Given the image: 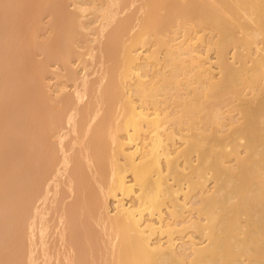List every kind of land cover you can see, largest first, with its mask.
<instances>
[{"label":"bare ground","instance_id":"1","mask_svg":"<svg viewBox=\"0 0 264 264\" xmlns=\"http://www.w3.org/2000/svg\"><path fill=\"white\" fill-rule=\"evenodd\" d=\"M0 1L2 3L0 5V33L5 32L4 29H6L7 37L9 36V42L0 46V71L7 70V74L14 73L21 82L24 81V86L20 90L12 91L14 100L7 109L0 103V147L5 144L4 138L8 133L7 123L14 122L22 129L20 133H15L12 137L11 157L17 163L16 178L23 182L15 186L8 198L11 215L7 223L10 226V233L5 238L8 240L2 244L1 248L7 246L9 249L6 252H0V264H7L8 261L21 264L25 259L23 253L24 227L30 225L31 215H33L31 213L32 206L40 199L43 200V209L46 203L51 204L55 199L54 193L60 191L62 183L66 180L67 182L63 183L64 188L67 184L69 188L75 189V193L72 195L73 198L72 196L69 198L71 203L68 205L64 202L58 203V205L64 203L63 207H65L63 208L65 211L59 214L62 215L65 212L67 221H81L79 227L73 226L64 228L65 231L62 230L66 235V237L63 235L64 241L68 239L74 249L75 255L71 259L74 264L94 262L93 252L98 251L100 244L95 242L98 231L95 232L96 234L93 232L90 222H97V217L94 218V211L98 209L97 207L100 210L96 211L102 213L103 217L101 222L104 228L102 230L106 231H104V236L105 238L110 237L107 244L103 243L100 247L111 245L110 250L107 249L108 247L105 251L103 250L105 253L109 250L106 254L109 264H264V0H109L108 4L115 5L116 9L114 10L115 7L112 8V6L108 9H113V11L110 12L107 9L109 11L106 15L108 20L106 23L103 21L104 24L101 22L98 30L103 31L111 26L112 28L109 32L104 30L107 32V36L106 33L104 35L106 37L103 36L104 33L101 34L102 31L100 32L105 40L104 42L98 41L100 44L103 43L97 44V48L101 46V49L96 48L100 55L99 59L101 58L100 51L104 54L103 57L107 55L110 60L112 59L111 66H106L109 77H106V79L108 78L106 83L101 84L103 86L99 85V88L95 86L96 89H100L99 95L97 90L92 87L95 84V81L91 82L92 79L90 83L93 85H86L89 81L86 83V80L83 79L82 85L80 84L82 88L75 86L78 96L87 93H85L87 86L93 89L90 96L96 90V96L105 103V107L102 106V112L100 111L102 114L100 112L95 114L96 122L87 128L88 117L92 118V105L98 103V99H96L98 97L94 96L95 100L93 99V101L90 98V102L86 100L88 105L83 108L82 105L79 106L81 108H78L73 101L70 104L71 99L66 96L60 97V101L65 105L63 109L69 113V120L72 121L74 131L81 128L80 130H84L85 136L88 135L86 145L85 141L82 144L85 145L83 148L86 153H82L84 150L81 146L75 151L78 155L70 150L76 156H72V158H70L72 153L67 157L62 150V145L68 141L61 145L64 135L58 138L59 135L56 131L57 126L63 121L61 114L65 110L63 112L61 110V114L57 109L55 112V108L53 107V109L48 104L45 95L41 93L42 89L38 87L40 85L37 76L41 74L40 69L43 65L41 61V63L34 62L35 60L32 59L31 46L38 45L34 41L38 15L49 10L53 19L51 25L56 29L52 30L54 34L50 35L51 38L45 40L44 43L41 42L43 45L41 44L40 49L45 48L44 51L45 53L47 51L46 55L48 54V56L57 54L65 43L64 41H67L62 36L71 38L74 33L76 23L74 19L76 16L78 17V12L74 14L73 11L67 10L66 1L68 0H12L14 2H9L11 4H6V1L10 0ZM133 1L140 3L134 5ZM137 4L141 5L140 10L144 11V14L136 8L132 9L135 10L133 12L132 10L128 11L133 15L125 14L127 16H123L124 18H121L122 15L118 17V14L122 13L124 9H128V6L134 5L135 8ZM80 7H77L79 11L84 10ZM161 10L163 11L161 12ZM136 11L137 15L139 12L141 13V17L134 14ZM134 17H139L136 19L137 22ZM113 20L118 21L115 23ZM7 22L9 26H7ZM179 24L184 31L183 37L187 33L191 35L190 32L192 33L195 28L211 30L210 40H205L204 34L196 32L197 30L193 33L197 34V37L194 34L195 40L205 42L208 49L215 51V63L220 72L218 77L206 75L207 68L199 64L197 55H192L193 52L187 50L191 49L187 43H192L188 41V35L186 36L187 41L182 40L183 37L179 39L180 42H178L179 40L173 41V30ZM130 26L137 28H133L136 30L133 34V29L131 32ZM128 31L132 34L129 38H127ZM63 33L64 35H61ZM120 33L128 35L122 34L124 36L122 37ZM147 36L154 39L155 46L148 54V58L157 60L156 53L162 48L166 54L163 64L169 66V71L166 74H162L164 73L162 72L157 75L156 80L152 83L140 79L141 73H138L139 68L137 70L138 66L135 65L137 60L134 55L135 46L144 44ZM257 36H261V38L257 40ZM125 37L126 40L128 39L126 43L124 42ZM121 38H124V41ZM24 41L28 45L31 44L30 47L24 46L27 44ZM68 42H66V46ZM256 42H260L261 45L253 50L252 46ZM229 47L234 49L231 61L227 57ZM101 59L106 60L107 58ZM105 60L104 62L107 63ZM201 61L200 63H202ZM84 62L86 63V61ZM135 66L137 67L135 68ZM160 68L162 69V67ZM27 74L29 77L32 75L34 78L37 77L35 78L37 82L34 81L32 84L30 80L34 79L30 78L29 80V77L27 79ZM132 75L138 77V80L132 83L134 87L131 89H134L136 96L138 95L144 102L148 99L155 103L153 99L156 97L154 95L158 85L161 90L166 83L173 84L171 85L173 88L181 83L185 87L187 86L189 90L187 88L186 95L184 93L180 97V94L177 93L178 97L170 98L174 104L172 106L180 108H176L180 112L177 111V114L173 113L174 115L169 114L170 116H168L166 114L170 112L164 111V114L157 110L148 112L143 106H136L131 95L123 93V89H126V81L131 79ZM179 76L181 78L178 79ZM188 76L190 79L187 78ZM192 78L196 80L192 81ZM28 80L31 84L28 83ZM191 81L196 82V85L191 84ZM127 83L129 82L127 81ZM35 84L37 85L35 86ZM3 91V86L0 85V93ZM100 99L98 104L101 105ZM103 102L102 105H104ZM115 110L116 112H114ZM76 114L79 115L76 116ZM8 115L11 116L9 119H7ZM75 116L77 118L80 116V118L77 119ZM168 117L169 121L174 120L175 123L176 118V121L183 127L186 125L184 132L180 131L182 130L181 124L177 126V129L181 128L179 134L182 132L178 135L179 137L174 133V129L170 130V127L167 126L166 128L169 130L164 131L162 128L166 124L161 126V122L168 120ZM75 127L78 128L75 129ZM185 128L183 129L185 130ZM105 129L109 132L108 136ZM144 131L148 134L147 141L143 142L140 138L142 140L140 143L135 142L142 134L139 133H144ZM120 132L125 135V142L122 141L124 139L120 140L118 134ZM174 135L181 140L180 145H170L175 140ZM53 136H57V138L55 137L57 143L52 141ZM106 136L109 142L106 141ZM167 140L173 142L168 144ZM53 143L59 144L62 154L58 153L62 155L61 157L59 154L57 155L55 150L58 147L53 146ZM141 143H143L142 146L139 145ZM70 144L72 145V141ZM125 144H132V150H125ZM68 148L71 147L68 146ZM77 150H81V154H84V160L89 163V166L90 164L94 166V178L92 176L94 169L84 163ZM118 155L123 157H121L123 161H120ZM76 158H80V160ZM82 161L83 163H81ZM69 163H72L71 167H69ZM84 164L88 166L89 170H93L92 174L85 169ZM86 170L93 180L96 178L97 181L98 177L100 178L101 181L98 180L97 184L99 181L100 183L104 182L103 187L105 188L103 191L101 190L100 195L96 190L97 187H93L96 186V182L95 185L94 183L90 184L92 179H88L87 176L90 175H86ZM104 170L108 171L105 173ZM64 173L65 180L62 181L61 186H57L60 183L59 178ZM126 174H130L129 180L128 176L126 178ZM209 180L213 182L211 189L207 187L208 184L206 185ZM3 181L4 176L0 174L1 196L4 190L2 189L4 186H1ZM97 186L98 189H103V187ZM64 188L62 191H65ZM54 190V197L50 198L51 195L49 196L52 201L45 203L44 200L48 198V194H52L51 192ZM64 191L58 196L64 195ZM103 193L107 196L112 195L116 199L115 213L112 215L106 212L108 208L104 203L105 196L102 195L105 194ZM118 193H120L119 197ZM131 194L134 195L135 201L133 205L126 203V206L127 200L124 202V198L130 197ZM195 194L199 196L197 205L192 204L195 203ZM99 196L104 197L101 207L98 203H102L100 202L102 197ZM179 197L182 199L181 201ZM58 198H56L57 201ZM188 200L191 202L190 205H188ZM104 204L106 205L104 206ZM46 206L45 210L49 208L46 209ZM52 206L53 204H51ZM102 206L106 208V211L104 210L106 213ZM59 209L62 211L61 207ZM165 211L167 217L163 215L166 213ZM186 211H191V214L188 212L189 217L192 213L195 217L189 219ZM53 212L55 211L53 210L51 213L53 214ZM44 213L40 212V217ZM100 213H96L99 218L101 217ZM92 216L94 221L91 220ZM52 217L54 218V215H51ZM167 218L168 220H166ZM49 220L51 219L49 218ZM186 229L197 231L195 233H198L202 240L199 239L197 242L193 241L194 238L192 240V236H189V239L187 237L186 239L190 243L186 246L189 250L187 252L185 246L182 247L185 249H183V253H180L179 249L176 250L179 244H176L174 234L183 233L184 230L186 232ZM100 232L99 235H101ZM188 234L189 232L186 236ZM65 238L67 239L65 240ZM155 238L157 240H154ZM93 242L98 245V249L95 248L96 245L93 246L95 244ZM184 244H187V240ZM102 252L98 251L97 254L100 255ZM108 253L109 256H107ZM99 258L102 260V256ZM106 264H108L107 261Z\"/></svg>","mask_w":264,"mask_h":264},{"label":"rangeland","instance_id":"2","mask_svg":"<svg viewBox=\"0 0 264 264\" xmlns=\"http://www.w3.org/2000/svg\"><path fill=\"white\" fill-rule=\"evenodd\" d=\"M73 1V2H72ZM77 1H78V3H77ZM79 1H81V2H79ZM134 1H137V0H134ZM133 1V2H134ZM140 1V0H139ZM138 1V2H139ZM7 3L6 4H8L9 2H14V1H12V0H10V1H6ZM72 2V3H71ZM106 2H107V4H106ZM108 2H109V0H68V1H66V8H67V10L69 9V10H71V11H73L74 12V14L75 13H77L78 12V17L76 16V19H74V20H76V23H75V31H73L74 33L72 34V36H71V38H68V36H67V38H65V36H62L63 37V39L65 40V39H67V41H64L63 43V45H62V47H61V50H58L59 52L56 54L55 53V55L54 56H48V54L46 55V53H47V51H46V53H45V51L44 50H46L44 47V49L42 50V48L40 49V47H41V44L43 45V43L45 42V40L47 41L48 40V38H51L50 37V35L52 36L53 34H54V29H56L54 26L52 27V25H51V22H53V19H52V15H51V13H50V11L49 10H45V11H43L42 13H40L39 15H38V20H37V27H36V29H35V34H34V38H35V40L34 41H36L35 43H38V45H40L39 46V48H37L38 47V45H32V46H34V47H32L31 46V49H32V54H31V56H33L32 57V59L33 60H35L34 62H36V61H41L40 63L43 65V67L40 69V73L41 74H39L37 77H38V82H39V85L40 86H38L40 89H42V90H40L41 91V93L42 94H44L45 95V97H46V99H47V102H48V104L49 105H51L52 106V108L54 107L55 108V112H56V109L60 112V114L63 112V110H65V109H63V107L65 106L64 105V102H63V104H62V101H60L61 100V98L62 97H64V96H66V97H68V98H70L71 100L69 101V103L71 104L72 103V101L74 102V104H76V106L78 107V108H81V107H79L80 105H82V108H83V106H85V107H87L86 105H88L87 103H86V100L87 101H91V99L90 98H92V101H93V99H94V96H96V93H95V91L97 90V93H98V91L100 90H98V89H96L95 88V86L97 87L98 86V88H99V85H100V87L101 86H103V85H101L102 83H106V80L108 79H106V77H109V75H108V65H110L111 66V60H110V57L108 58V56L106 57V56H104L103 57V53H101V51H100V54H101V58H107L106 60L105 59H99V57H100V55H99V52H97L98 50L97 49H101V44H103V43H99L101 40V42H104V38H103V36L105 35V33H106V36H107V32H105L104 30H106V31H108L109 32V30L112 28V26H111V28H106V29H104L103 31L102 30H98V26H100V24H101V22H107V20H108V17L106 16L107 15V13L110 11H113V9L111 10V9H108V8H110L111 6H112V8L113 7H115V5H109L108 4ZM138 2H134V3H132V4H134L135 5V3H138ZM0 3H1V1H0ZM75 3V4H74ZM77 3V4H76ZM140 3V2H139ZM142 3V2H141ZM9 4H11V3H9ZM80 4L82 5L81 7H80ZM0 5H2V3L0 4ZM19 5V4H18ZM75 5L78 7H80V8H82V9H84V10H80L79 11V9H77V7L75 8ZM134 5H132V6H128V9H124L123 11H122V13H119L118 15V17H120L121 15V18H124V17H126L128 14L131 16V14L132 13H129L128 11L129 10H132V9H136V10H140L141 9V5L140 4H137L136 6H135V8H134ZM139 5V6H138ZM74 9H76V10H74ZM109 11H108V10ZM116 9V7L114 8V10ZM78 10V11H77ZM143 10V9H142ZM52 11V10H51ZM133 11H135V10H132V12ZM141 11V10H140ZM163 10H161V12H162ZM128 12V13H127ZM141 12H143L142 14H144V11H141ZM137 13V11L134 13L135 15H137L136 14ZM2 14V13H1ZM125 14H127L126 16H125ZM139 15H137V16H139V17H141L140 15H141V13L139 12L138 13ZM133 15V14H132ZM2 16V15H1ZM80 16V17H79ZM124 16V17H123ZM143 16V15H142ZM139 17H137V18H139ZM137 18H135L134 17V20H135V22H137ZM115 19H116V17H115ZM115 23L118 21H116V20H113ZM112 21V22H113ZM104 22L102 23V24H104ZM113 22V23H114ZM112 23V25L114 26V24ZM134 23V22H133ZM53 24V23H52ZM111 24V23H110ZM110 24H109V27H110ZM54 25V24H53ZM7 26H9L8 25V22H7ZM131 28H130V31L132 32V29L133 28H136V26L134 27V26H130ZM7 28V27H6ZM101 28V27H100ZM108 29V30H107ZM137 29V28H136ZM194 29V28H193ZM5 30V32H1L0 33V46L2 47V46H4L5 44H7L8 42H9V36L7 37V35H8V33L6 34V29H4ZM53 30V31H52ZM195 30H197L196 32H198V33H200L201 32V34H204V39L205 40H208L209 39V37L211 36V34H212V32H211V30L210 29H208V28H205V29H199V28H195ZM195 30H193L192 31V33L190 32V34L191 35H188V33H187V39H188V41L189 42H192V43H187V46H188V44H189V48H191V49H187L188 51L189 50H191L192 52H193V54H192V52H191V54L192 55H197V56H199L200 58H198L197 56H196V58L197 59H199L198 61H199V64H201V65H203L202 67H206L207 68V70H206V75L207 74H209V76H213L214 78H216V77H218L219 75H220V72H219V70H218V68H217V64L215 63V61H216V56H215V51L214 50H212V49H208L207 48V44L205 43V42H202V41H199V40H195V38L197 37V34L196 33H193V32H195ZM3 31V30H2ZM102 31V32H101ZM136 30H134L133 29V32H132V34L135 32ZM174 31V34L172 35L173 37H174V40L173 41H175L176 42V40L178 41L179 39H182L181 37H183V35H184V31L182 30V28H181V25L179 24V25H177V27L175 28V30H173ZM100 32H101V34L102 33H104L103 34V36L100 34ZM130 32V33H131ZM125 33V32H124ZM124 33H122L123 35H125ZM128 33H129V31H128ZM129 33V35L128 34H126V35H128L127 36V38H129V36H131L132 34H130ZM166 33H168V32H166ZM121 34V33H120ZM119 34V35H120ZM121 34V35H122ZM194 34H195V36H194ZM61 35H64V33L63 34H61ZM122 35V37H124ZM125 35V36H126ZM106 36H104V37H106ZM186 36H184L185 37V39H184V37H183V39L182 40H186L187 41V39H186ZM189 36H190V39H189ZM192 36H193V38H192ZM70 37V36H69ZM100 37V38H99ZM119 37H121V36H119ZM258 37V39L257 40H259L260 38H261V36H257ZM102 38V39H101ZM62 39V38H61ZM119 39V41L121 42V40H120V38H118ZM122 39V38H121ZM124 39V38H123ZM122 39V41H124L125 43H126V41H128V39L126 40V37H125V39L123 40ZM68 40H69V42H68ZM210 40V39H209ZM26 41V40H25ZM24 41V43H27V42H29L30 43V41H28L27 40V42H25ZM63 41V40H62ZM99 41V42H98ZM118 41V42H119ZM181 40H179L178 42H180ZM32 42V41H31ZM41 42H43V43H41ZM66 42H68V44H67V46H66ZM119 42V43H120ZM209 42V41H208ZM23 43V44H24ZM34 44V43H33ZM97 44H100L99 46H100V48L98 47L97 48ZM192 46H191V45ZM25 45H27V47L29 46V45H31V44H29L28 45V43L27 44H24V46ZM143 45V46H142ZM261 45V43L260 42H256V44H253V50H255L256 49V47L258 46H260ZM30 47V46H29ZM36 47V48H35ZM95 47V48H94ZM35 48V50H33ZM96 50L95 51V54H94V50ZM97 48V49H96ZM155 48V46H154V39L153 38H151V37H149V36H147V37H145V40H144V44H141L140 46H135V52H134V55L137 57V60L135 61V65H137V66H135V68L138 70V68H139V71H138V73H141L140 74V76H141V78L140 79H142V80H144V81H146V82H150V83H152L153 81H155L156 80V78H157V75H159V74H161L162 72H164V73H162V74H166L168 71H169V66L168 65H166V64H163L164 62V58L166 57V54H165V52H164V50L162 49V48H160V50L156 53L157 54V56L156 57H158L157 58V60H156V58L155 59H149L148 58V54H150V52L153 50ZM230 48V47H229ZM229 48H228V50H229ZM92 49V50H91ZM227 50V51H228ZM234 49L231 47L230 48V50H229V52H227V54H228V59H229V61H231V60H233L232 59V51H233ZM117 51V50H116ZM92 52V53H91ZM115 52V51H114ZM137 52V53H136ZM119 53V52H118ZM90 54V55H89ZM99 55V56H98ZM115 55H117V53H115ZM90 56H91V58H90ZM93 56H94V58H93ZM97 58V59H96ZM91 59H92V61H91ZM109 59V60H108ZM96 60V62H94V61ZM102 60V62L100 63V61ZM104 60L107 62V63H105L104 62ZM200 60H202L201 62L202 63H200ZM83 61V62H82ZM84 61H86V63L84 62ZM90 62H91V64H90ZM94 62V63H93ZM97 62H98V64H97ZM109 62V63H108ZM38 63V62H37ZM36 63V64H37ZM83 63V64H82ZM84 63H85V65H84ZM89 63V64H88ZM137 63V64H136ZM39 64V63H38ZM41 64H40V67H41ZM107 64V65H106ZM88 65V66H87ZM97 65H99V66H97ZM164 65V66H163ZM97 66V67H96ZM102 66H104L103 68H102ZM107 66V67H106ZM134 66V65H133ZM91 67V68H90ZM96 67V68H95ZM140 67H141V70H140ZM160 67H162V69L160 68ZM209 67H210V69H209ZM86 68V69H85ZM88 68H89V70H88ZM107 68V69H106ZM161 69V71L160 72H158L159 70ZM41 70H43V71H41ZM91 70H93V71H91ZM69 71H70V73H69ZM141 71V72H140ZM210 72V73H208V72ZM93 72V73H92ZM32 73V72H31ZM189 73V72H188ZM211 74V75H210ZM22 75V74H21ZM108 75V76H107ZM181 75H183V74H181ZM188 75V74H187ZM31 76V75H30ZM34 75H32V77H29V74H27V79H28V77H29V80H30V78L32 79H34L33 81L32 80H30L31 82H32V84H33V82L35 81V82H37V79H35V78H37V77H33ZM40 77V78H39ZM183 77H185V76H183ZM182 77V79H184ZM190 76H188L187 78L188 79H190L189 78ZM26 78V77H25ZM90 78V79H89ZM133 78V79H132ZM132 80L131 79H128L127 81L129 82V83H127V81H126V84H125V87H126V89H123V93L126 95L127 93L129 94V95H131L130 97H132L131 99H133L134 100V102L136 103V106H143V108H145V109H147L148 110V112H153V111H155V110H157V111H159L160 113H163L164 114V111L165 112H170V113H168V114H166V115H168V116H170L169 114H173V113H175V114H177L178 112H180V110L178 111V110H176V108L177 109H180V108H178V107H173L172 105H174L173 104V102H172V97H178V95L181 97V94H184L185 93V95L187 94V86L185 87V85L184 84H178L176 87L174 86V88H173V86H171V85H173V84H169V83H166V85H164V84H162V85H164V88H162V90L164 89L165 90V92H163L162 90H161V88L159 87V85L157 86L158 87V89L156 90V87H155V90H156V92H155V95L154 96H156L155 97V99H153V101L156 103H152L150 100H148V99H146V102H144L143 100H141L140 98H139V96L137 95L136 96V93H134L135 91H134V89H131L132 87H134L133 86V82H135V81H137L138 79V77H136V76H134V75H132ZM179 78H181L180 76L178 77V79ZM186 78V77H185ZM0 85L1 86H3V92L2 93H0V103H2L3 105H5V107H6V109L8 108V105H10V104H12V100H14V98L12 97V91L13 90H20V88H22L23 86H24V81H20L19 80V78H17L16 77V74H14V73H10V74H7V70H1L0 71ZM83 79H85L86 81V83H87V81H89V83L88 84H86V85H93L92 83H94V81H95V84H94V86H92L93 88H95L96 90L95 91H93V96L91 97L90 96V94L92 93L91 91L93 90V89H91L90 87H86V89L87 90H90V91H87L86 89H85V93L86 94H83V95H81V96H78V93L75 91V86H77L78 88L79 87H81L82 88V86H80V84L82 85V82H83ZM91 79L93 80V81H91ZM29 80H28V83H29ZM196 80V79H195ZM193 78H192V81H195ZM90 81L92 82V83H90ZM191 81V84L193 83ZM31 82L29 83V84H31ZM181 82V81H180ZM23 83V84H22ZM98 84V85H97ZM129 84V85H128ZM132 84V85H131ZM167 84H169V85H167ZM37 84H35V86H36ZM42 85V86H41ZM161 85V87H163ZM193 85H196V82H194L193 83ZM128 86H129V88H128ZM42 87V88H41ZM14 88V89H13ZM88 88H90V89H88ZM160 88V89H159ZM131 89V90H130ZM190 89H192V88H190ZM125 90V91H124ZM129 90V91H128ZM188 90H189V88H188ZM128 91V92H127ZM131 91V92H130ZM133 91V92H132ZM191 91V90H190ZM189 91V92H190ZM17 92H19V91H17ZM20 93V92H19ZM131 93V94H130ZM176 93V94H175ZM177 93H179V94H177ZM95 94V95H94ZM98 95H99V93H98ZM174 95V96H173ZM177 95V96H176ZM61 97V98H60ZM96 97H98V96H96ZM60 98V99H59ZM170 98H172V99H170ZM183 98V97H182ZM88 99H90V100H88ZM96 99H98V103H99V97L98 98H96ZM95 100V99H94ZM101 100V99H100ZM141 100V101H140ZM157 100V101H156ZM97 101V100H96ZM96 101H94V102H96ZM102 101V100H101ZM100 101V103H101V105L100 104H98V103H94V105H92L93 107V110H92V118H91V116L90 117H88L89 118V120H88V122H87V124H86V127L88 128L90 125H93L95 122H96V120H97V118L95 117V114H97V113H99L100 111L102 112V106H104L105 107V103L103 102V104L104 105H102V102ZM143 101V102H142ZM85 103V104H84ZM90 104V103H89ZM140 104V105H139ZM116 105V104H115ZM114 105V106H115ZM53 108V109H54ZM88 108H90V107H88ZM91 108V109H92ZM116 108V107H115ZM114 108V109H115ZM105 109V108H104ZM103 109V110H104ZM114 109H112V110H114ZM61 110H62V112H61ZM174 110H176L175 112H174ZM178 111V112H177ZM59 112H57V113H59ZM100 112V113H101ZM114 112H116V110L114 111ZM172 112V113H171ZM177 112V113H176ZM69 113L68 112H66V110L63 112V114H61V116H63L62 117V119H63V121L57 126V134L59 135L58 136V138H60V137H62L63 135H64V137H63V139H62V141H61V145L64 143V142H69L70 140L72 141V145L70 144L71 143V141L68 143H64L66 146V148L64 147V144L62 145V150L64 151V153H65V155H67V157L68 156H70L71 155V153L72 152H74V153H76L75 155H78V153L77 152H75L76 151V149H79V147H81L82 146V148L86 145V140H87V136L88 135H86L85 136V133L83 132L84 130H80L81 128H78V127H75V129L76 128H78V130L76 131H74V129L72 128V124H71V120H69V115H68ZM102 114V113H101ZM100 114V115H101ZM116 114V113H115ZM77 115H79V114H76V116ZM174 115V114H173ZM233 115H234V113H233ZM236 115V114H235ZM75 116V117H76ZM237 116V115H236ZM235 116V117H236ZM11 116L10 115H8L7 116V119H9ZM77 118V117H76ZM79 118H80V116H79ZM79 118H77V119H79ZM51 119V118H50ZM173 119V118H172ZM171 120V119H170ZM177 119L175 118V123L173 122V121H169V117H168V120H166V121H164V122H161L162 123V125L161 126H163L164 124H166V125H164L162 128L164 129V131L165 130H169V129H167L166 127L168 126V128L170 127V130L171 129H174V133L175 134H177V136L178 135H180L182 132H180V134H179V129H181V128H178L177 129V126L179 125V124H181V123H179V122H177L176 121ZM168 121V122H167ZM177 122V123H176ZM176 124V125H175ZM184 124V123H183ZM180 126H182V130H180V131H186V125H184L185 127H183V125L181 124ZM165 127V128H164ZM112 128V127H111ZM183 128H185V130L183 129ZM113 129V128H112ZM112 129H110L111 131H113ZM162 129V130H163ZM7 132L9 133H6V137L4 138V140H5V144H4V146L3 147H0V174L2 175V176H4V181H3V184L1 183V186L3 185L4 186V188L2 187V189H4L3 190V195L1 196V194H0V202H1V205H0V252H6L8 249H9V247H4V248H1L2 247V244L5 242V241H7L8 239H5L8 235H9V233H10V226H9V224L7 223V220H8V218L10 217V215H11V209H10V206H9V204H8V198H9V196H11V193H12V190H14V188H15V186H17L18 184H22L23 182H22V180H20V181H18L17 180V178H16V168H17V163L12 159V157H11V140H12V137H13V135L15 134V133H20L21 132V130L22 129H20V126H17L16 125V123H14V122H10V123H7ZM20 130V131H19ZM80 130V131H79ZM162 130H161V132H162ZM143 131V130H142ZM173 131V130H172ZM105 132H107V129H105ZM84 133V134H83ZM108 133L109 132H107V136H108ZM142 133V134H141ZM144 133H145V131H144ZM143 132H140L139 134H141L140 136H139V138L135 141V142H137V143H140L142 140H143V142H145V141H147V135L148 134H144ZM163 133V132H162ZM67 134V135H66ZM119 134V137H120V140L121 139H124V140H122V141H124L125 142V135H123V132H120V133H118ZM106 136V137H107ZM54 137V138H53ZM52 138H53V140L52 141H54V142H56L57 143V140H55V137L57 138V136H53ZM85 137H86V139H85ZM117 137H118V135H117ZM118 137V138H119ZM145 137V138H144ZM179 137V136H178ZM72 138V139H71ZM142 140H141V139ZM175 140H170V141H168L167 140V143L169 144L170 142H173L172 144H170V145H175V146H177L176 144H178V145H180L181 144V140L179 139H177L176 138V135H174V137H173ZM69 139V140H68ZM176 139H177V141H176ZM138 140H140V141H138ZM85 141V145H82L83 144V142ZM107 142H109L108 141V137H107V140H106ZM111 142V141H110ZM54 144L53 143V146H57L58 148V150L56 149V148H54V149H56L55 151H56V153H57V155L59 154V153H61L62 154V150H59L60 149V147H59V144ZM175 143V144H174ZM180 143V144H179ZM70 144V145H69ZM108 145H109V143H107ZM111 144V143H110ZM114 145H115V143H113ZM142 144L143 143H141V144H139L140 146H142ZM78 146V147H76V146ZM55 146V147H56ZM68 146L69 147H71V148H68ZM107 146V145H106ZM112 147H113V145H112ZM111 146H110V149L112 148ZM75 148V149H74ZM108 148V147H107ZM107 148H106V152H107ZM128 148V149H127ZM132 144H128V145H126L125 144V146H124V149L125 150H132ZM68 149V150H67ZM109 149V148H108ZM66 150V151H65ZM72 152H71V151ZM74 150V151H73ZM83 150H84V148H83ZM141 150H142V148H141ZM68 151H69V153H68ZM78 151V150H77ZM86 150H84V152L82 151V153H86L85 152ZM59 152V153H58ZM79 152V157L80 156H82V158L81 159H83L84 160V154H81V150L80 151H78ZM108 152H109V150H108ZM127 152V151H126ZM242 152V154H243V151H241ZM61 154H59V157H61L62 155ZM110 154V153H109ZM75 155H73V153H72V155L70 156V158H72V156H75ZM76 157V156H75ZM74 157V158H75ZM106 157V156H105ZM104 157V158H105ZM122 156H119L118 155V158L120 159V161H123V157L121 158ZM80 158H76V159H79L80 160ZM105 159H107V157L105 158ZM104 159V161H105V163H106V160ZM138 159V158H137ZM193 159H194V157H193ZM70 160V162H71V159H69ZM81 163H83V161L81 162ZM84 163L85 164H87L88 166H89V163H87V161L86 160H84ZM70 164H72V163H69V167H71L70 166ZM84 164V167H86L85 169H87L89 172H90V174H92L93 172V170H91V169H94L93 167V165H91L90 164V166L89 167H92L90 170L88 169V166H86ZM67 165V164H66ZM107 165H108V162H107ZM106 165V166H107ZM18 166H19V163H18ZM69 167H67V168H69ZM107 169V168H106ZM85 171L86 172V175L88 174V175H90L89 174V172L88 171ZM105 171V170H104ZM106 171H108V170H106ZM106 171H105V173H106ZM63 172H65L64 170H63ZM92 172V173H91ZM104 173V174H105ZM108 174V173H107ZM94 175H95V169H94V173L92 174V176H93V178H94ZM105 176V175H104ZM127 176H128V178H127ZM64 177H65V173L61 176V178H59V180H60V183L57 185V186H61L60 184L62 183V181L63 180H65L64 179ZM87 177H89L88 179H92L93 180V178L91 177V175L90 176H87ZM96 177H98V176H96ZM63 178V179H62ZM106 178H107V175H106ZM105 178V179H106ZM126 178L129 180L130 179V174H126ZM103 179V178H102ZM91 180V181H92ZM98 180H100V178L98 177V179H97V181ZM104 180V179H103ZM90 181V180H89ZM90 181V184H93L94 183V185H95V182H96V186H93V187H97V191H99V195H100V192L102 193V191L104 190V188L105 187H103V184H104V182L103 183H100V181H99V183L97 184V181H96V178L91 182ZM65 182H67V180L66 181H64L63 183H65ZM130 182H131V180H130ZM63 183H62V186H61V188H60V191L58 192V191H56L55 192V190L53 191V192H51L52 194H48V198L47 199H45L44 200V202L46 203L47 201L48 202H51L52 201V199L50 200L49 199V196H50V198H53L54 197V194H55V199L56 198H58V201H57V199L55 200V199H53V201L51 202V204H53V206L51 207V204L49 203V204H47L46 203V205H48V206H46L45 205V203H44V205L46 206V209L49 207L50 208V210H54L55 212H53V214L51 213L52 211H50L49 210V208L47 209V210H45V206H44V209H43V200H38V201H36L35 203H34V205L32 206V209H31V213H33V215H31V217H32V219H31V222H30V225H26V227H24V237H23V249H24V257H25V259H23L22 260V262H21V264H72L73 262H72V260L71 259H73V255H75L74 253V249H73V247L71 246V244L68 242V239L67 238H65V240L66 241H64V237H66V235H64V228H68V227H73V226H75V227H79L80 225H81V221H73V220H70V221H67V215H64L65 214V212H64V214H59L60 212H62L63 213V211H65V210H63V208H65V207H63V205H64V203L66 204L67 203V205L69 204V203H71L70 201H71V199L69 200V198H71V196L72 195H74V193H75V189L73 188V187H71V188H69V185H67V184H65V188H64V185H63ZM101 184H102V186H101ZM208 184V185H207ZM211 184H213V182H212V180L210 181H208V182H206V185H207V187L209 188V189H211L212 188V186L213 185H211ZM97 185H99L100 186V188H102L103 187V189H98L99 187L97 186ZM92 186V185H91ZM175 186V185H174ZM211 186V187H210ZM185 187V186H184ZM59 188V187H58ZM62 188H64L65 189V191H64V195H62V196H58V194L60 193V194H63L62 192ZM56 190H57V187H56ZM95 190V189H94ZM102 190V191H101ZM96 191V193H98ZM55 192V193H54ZM58 192V193H57ZM54 193V194H53ZM136 193H137V191H136ZM59 194V195H60ZM103 194H105V193H103ZM120 193H118V197L120 196L119 195ZM102 195V194H101ZM98 196V195H97ZM102 196H105V198L104 197H102ZM102 196H99V197H102V198H100L101 199V201L100 202H102L101 204L100 203H98L99 204V206L101 207V205H103V201H102V199L104 198V203H106V204H104V206L106 205V208H108L107 210L108 211H106V208L104 207V206H102V207H104V209H103V211L105 210L106 212H107V214H109V215H112L113 213H115L114 211H115V204H116V199L112 196V195H102ZM180 197H181V194L179 195ZM197 196V197H196ZM99 197H98V199H99ZM179 197V200L181 201L182 199ZM195 203L197 202V201H199V196H198V194H195ZM194 197H191L192 199L194 198ZM72 198H73V196H72ZM134 198V195L133 194H131L130 195V197H126V198H124V202H125V205L127 206V204L129 205L130 203L133 205V202L135 201V199H133ZM196 198H198V199H196ZM97 199V200H98ZM99 199V200H100ZM128 199H130V200H128ZM50 200V201H49ZM98 200V201H99ZM132 200V201H131ZM189 200H191V199H189ZM188 200V201H189ZM55 201V202H54ZM57 201V202H56ZM60 201V202H59ZM192 201V200H191ZM61 202H64V203H62L61 205L59 204L58 205V203H61ZM190 202V201H189ZM188 202V205H190L191 204V202L189 203ZM57 204V205H55V204ZM127 203V204H126ZM195 203H192L193 205H197L198 204V202L195 204ZM97 204V203H96ZM66 205V206H67ZM54 206H55V208H54ZM58 206H60L61 208H62V211H60V207L58 208ZM97 206V205H96ZM57 207V208H56ZM53 208V209H52ZM99 210H100V208L99 207H97ZM56 209H59L58 211H56ZM95 209V208H94ZM98 209H96V210H98ZM163 209H165L164 207H163ZM43 210H45L44 212H43ZM95 210V211H96ZM98 210V211H99ZM167 210V209H166ZM94 211V214H95V216H94V218L96 219V217H97V222L96 221H94V218H93V216H92V218H91V220H93L94 221V223L91 221L90 223H92V230H93V232L95 233H97V231H98V236L96 237V243L97 244H100L99 245V247H98V245L95 243V242H93V243H95V244H93V246L94 245H96L95 246V248L96 249H98V251L101 253L103 250L105 251L106 250V248L107 249H109L110 250V246L109 245H107L106 247H104V245H106L107 244V241L108 240H110V237H107V238H105V233H104V231L105 230H102V229H104L103 228V224H102V222H101V220L103 219V217H102V213H100L101 215V217L99 218V215H96V213L97 214H99L97 211L95 212ZM102 211V212H103ZM104 211V213H106ZM40 212H42V213H44L43 215H42V217H40ZM57 212H58V214H57ZM166 212V211H165ZM187 213L189 212L190 214H191V211H186ZM48 213H50V214H48ZM55 213V214H54ZM93 213V212H92ZM163 213H164V211H163ZM189 213H188V217L190 216L189 215ZM93 214V215H94ZM47 215V216H46ZM50 215V216H49ZM51 215L53 216L54 215V218H53V220H52V218H51ZM55 215H57V216H55ZM92 215V214H91ZM164 215V217H167V212L165 213V214H163ZM166 215V216H165ZM45 216H46V218H47V220L45 219ZM104 216H106V214H104ZM187 217V218H188ZM191 217H192V219L195 217L194 215H193V213H192V215H191ZM191 217H189V219H191ZM49 218L51 219V220H49ZM102 218V219H101ZM153 218L155 219V217L153 216ZM49 220V221H48ZM100 220V222H98ZM166 220H168V218L166 219ZM103 221V220H102ZM105 224V223H104ZM48 225V226H47ZM179 225V224H178ZM191 229V228H190ZM189 229V230H190ZM62 230H64V231H62ZM96 230V231H95ZM188 229H186V232H184L183 231V233H177V234H179L178 236H177V234L175 233L174 235V237L176 238V244L178 245V246H180V247H178L177 246V248H176V250L178 251V249H179V251L178 252H180V253H183V249H182V247H185L186 245L188 246L189 245V236H192V240H193V238H194V240L193 241H199V239H201V236H200V238H199V236H198V233H195V232H197V231H195V230H190L189 231ZM101 231V232H100ZM194 231V232H193ZM59 232H61V233H63V234H59ZM99 232H100V234L101 235H99ZM106 232V231H105ZM189 232V234H188V236H186L187 235V233ZM190 232H193V233H190ZM95 233V234H96ZM103 233V234H102ZM108 234V233H107ZM106 234V235H107ZM180 234H182L181 236H180ZM191 234V235H190ZM193 234V235H192ZM60 235H61V237H60ZM63 235H64V237H63ZM200 235V234H199ZM59 236V237H58ZM100 236V237H99ZM157 236H159V235H157ZM157 236H156V238H157ZM177 236V237H176ZM56 239H55V238ZM102 237V238H101ZM104 237V238H103ZM182 237V238H181ZM184 237V238H183ZM188 237V239H186ZM154 239V240H157V239ZM159 238V237H158ZM160 238H162L163 239V237H160ZM178 238H180V239H178ZM4 239V240H3ZM103 239H107L106 241L105 240H103ZM182 239V240H181ZM56 240V241H55ZM153 240V241H154ZM185 240V241H184ZM186 240H187V244H184L185 242H186ZM202 240V239H201ZM52 241H53V243H52ZM104 241V242H103ZM191 241V240H190ZM110 242V241H109ZM182 242V243H181ZM104 243V245H102L103 247L102 248H100L101 247V244H103ZM53 246H52V245ZM109 244V243H108ZM55 245H56V248H55ZM187 246L185 247V248H187ZM50 247H53V248H51L50 249ZM98 247V248H97ZM55 248V249H54ZM94 248V250H96ZM103 248H105V249H103ZM50 250H54V251H51L50 252ZM109 250H107L106 251V253L104 252V254H103V252H102V254H100L101 256H102V260L103 261H105V262H103V263H105L106 264V261H107V263L109 264V262H108V257H107V259H106V254H107V252H109ZM185 250V249H184ZM187 250H189L188 248L186 249V251ZM98 251L96 252V251H94L93 252V258L92 259H94V262L92 261V263H89V264H103L101 261V258H99V257H101L100 255H98L97 253H98ZM56 253V254H53V253ZM185 252V251H184ZM188 252V251H187ZM186 253V252H185ZM53 254V255H52ZM51 256V257H50ZM99 256V257H98ZM107 256H109V253H108V255ZM90 262V261H89ZM7 264H16V262H14V261H8L7 262ZM74 264V263H73Z\"/></svg>","mask_w":264,"mask_h":264}]
</instances>
